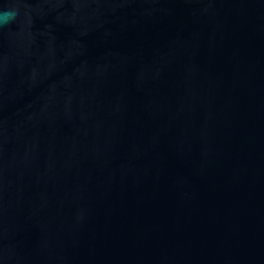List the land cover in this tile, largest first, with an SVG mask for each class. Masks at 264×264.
Returning a JSON list of instances; mask_svg holds the SVG:
<instances>
[{
    "label": "water",
    "instance_id": "water-1",
    "mask_svg": "<svg viewBox=\"0 0 264 264\" xmlns=\"http://www.w3.org/2000/svg\"><path fill=\"white\" fill-rule=\"evenodd\" d=\"M0 264H264V0H0Z\"/></svg>",
    "mask_w": 264,
    "mask_h": 264
},
{
    "label": "clouds",
    "instance_id": "clouds-1",
    "mask_svg": "<svg viewBox=\"0 0 264 264\" xmlns=\"http://www.w3.org/2000/svg\"><path fill=\"white\" fill-rule=\"evenodd\" d=\"M15 13L11 9L0 11V16H3L7 22L8 19L13 18Z\"/></svg>",
    "mask_w": 264,
    "mask_h": 264
}]
</instances>
